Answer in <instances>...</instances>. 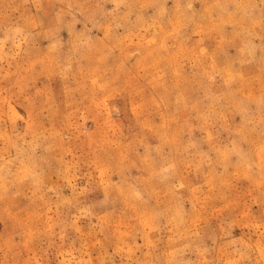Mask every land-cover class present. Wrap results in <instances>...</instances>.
I'll list each match as a JSON object with an SVG mask.
<instances>
[{
	"label": "rangeland",
	"instance_id": "374dc122",
	"mask_svg": "<svg viewBox=\"0 0 264 264\" xmlns=\"http://www.w3.org/2000/svg\"><path fill=\"white\" fill-rule=\"evenodd\" d=\"M0 264H264V0H0Z\"/></svg>",
	"mask_w": 264,
	"mask_h": 264
}]
</instances>
